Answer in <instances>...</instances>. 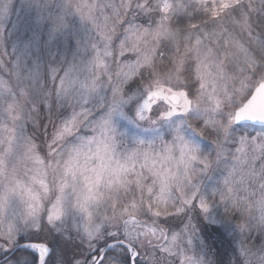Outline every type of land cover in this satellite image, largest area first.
Wrapping results in <instances>:
<instances>
[{
  "label": "rangeland",
  "instance_id": "374dc122",
  "mask_svg": "<svg viewBox=\"0 0 264 264\" xmlns=\"http://www.w3.org/2000/svg\"><path fill=\"white\" fill-rule=\"evenodd\" d=\"M255 1L222 6L240 9L225 17L238 41L223 15L182 33L154 16L139 26L131 11L147 13V0H0V258L32 243L6 264H38L50 247L34 238L51 230L53 264H93L118 241L129 246L101 264H217L203 222L235 239L231 260L264 264V127L233 123L264 80ZM165 38L168 68L148 91L128 90Z\"/></svg>",
  "mask_w": 264,
  "mask_h": 264
},
{
  "label": "trees",
  "instance_id": "16d2710c",
  "mask_svg": "<svg viewBox=\"0 0 264 264\" xmlns=\"http://www.w3.org/2000/svg\"><path fill=\"white\" fill-rule=\"evenodd\" d=\"M160 1L161 3L159 2L157 9L155 11L150 12L152 9H154V0H147V6L149 7L147 13L149 14L144 13L143 11L140 10V6L138 5L140 4V1L138 2V4L133 8L134 11L131 12H134V17L135 19L137 18L136 23L139 26H143L147 22H150L154 16V18L156 17L162 18L168 24L171 30L182 33L188 30L190 31L192 29L198 28L200 26H204V25L207 26L210 22L219 20L222 15L223 18H225L227 15L232 14L231 16L235 18V16H238V14L234 15V12L237 11L238 13L240 10L239 8L238 10L237 7H235L237 5L234 6L230 5L227 8L222 7L224 3L226 4L227 2L228 3L233 2V4H235L238 0H160ZM164 1L166 2L165 6H164ZM251 9H252V13L248 15L249 16L248 22L250 25L249 26L250 32L252 33L251 35L254 41L252 50L256 54L257 58H259V56L262 54L261 48L264 49V13H260V10L264 12V0H256L255 2H252ZM221 22H224L227 25V27H229L230 29L232 26L234 28L233 33H235V35L239 38L238 41H243V36H245V32L242 29L238 30V28L234 27L233 20L226 19V20H222ZM245 45H249V44L245 43ZM249 49H251L250 46ZM171 53H172L171 40L165 38V40H162L159 43L158 49L155 50L153 54L152 62L150 61V63L147 64L146 66H140L137 68L136 73L133 76L134 78L128 84V86L130 85L128 90H132L133 88H135L136 91H140V93H143L144 91L145 92L148 91L150 89L149 86H152V84H154L152 77L153 73L156 70L161 71V69L163 68H168L169 62L171 63V58H170ZM258 62L260 61H256L254 66L251 65L250 67L247 64V69H246L247 73L249 72L253 74L258 73L261 67V65L258 64ZM137 63L139 62L137 61ZM190 65H191V61H187L185 62L184 67L190 69L189 68ZM255 82H251L250 84H254ZM181 85H183L182 88L184 89L185 86L183 82L181 83ZM191 86L193 89V82L191 83ZM118 123L122 124V122H118ZM176 123L177 125L180 123L179 126H181V128L188 127L187 122L183 121L180 118L178 119V121H176ZM122 126L123 129H120V132L123 131L126 132L127 131L126 126L125 125ZM240 129H243V127L242 128L240 127ZM254 129L257 132H259L260 130L262 133H264V128L262 129L254 128ZM243 132L244 131H241L240 133ZM186 136L188 137L189 135ZM165 137L166 138H163L161 140V143L164 142V139L171 140L172 138L169 134L165 135ZM131 139H134V137H132ZM197 226H199L198 230L201 232L202 234L201 236L204 238V241L210 242L211 243L210 246L215 247L214 250H218V254L216 257L217 264H241V261L236 260L238 259L236 253L238 254L239 251L235 244V239L232 236L231 239L228 238L227 236L224 235L223 230L219 228L217 232H219L221 236L217 235L214 232L213 234H216V236H218V239L217 240H215L214 238L211 239L213 235L212 234L213 231L210 228V224L203 222L201 224L197 223ZM55 235L58 234L54 233L53 236L52 230L49 232V234H47V236H50L52 238L54 237V241H56L57 238H55ZM47 236L46 237L44 236L45 238H43L42 236H40L39 238L36 237L34 238V241L44 242L49 245L51 252L47 256L44 264H53L55 260V251H56L55 242L54 243H51V241L49 242ZM230 250L233 252L234 257H236L235 260L234 259L231 260V258L229 257L228 253ZM108 251L105 252L99 264H101L103 259L107 257ZM22 252L24 251L18 249L17 251H15L14 254L11 255L9 259H12L13 257L15 258L16 255H19ZM226 256H227V260H225L224 258ZM27 257L29 260L27 264H35L34 256H30L27 254ZM6 261L0 264H6ZM56 264H72V263L71 262L69 263L68 261H61V262H57ZM136 264H148V263H146L145 261H139V262L137 261Z\"/></svg>",
  "mask_w": 264,
  "mask_h": 264
},
{
  "label": "water",
  "instance_id": "95a60500",
  "mask_svg": "<svg viewBox=\"0 0 264 264\" xmlns=\"http://www.w3.org/2000/svg\"><path fill=\"white\" fill-rule=\"evenodd\" d=\"M168 100L173 103L177 104L179 102V97L176 94H169L167 96ZM233 123L235 125H249L254 127H264V80L258 83L253 90L251 91L248 98L243 102V104L237 108L234 111L233 114ZM27 244L32 243H23L17 245L15 248H13L9 254L0 260L2 262L3 260H6L9 258L12 254L15 253L18 249L26 246ZM115 244H122L124 246H129L128 244L124 242H110L108 243L105 248L102 250L99 260L102 259L105 252L108 251L113 245ZM47 252H49V249H47ZM46 258V255L43 256L42 260L39 261L38 264H42V261ZM131 264L132 258H131Z\"/></svg>",
  "mask_w": 264,
  "mask_h": 264
},
{
  "label": "bare ground",
  "instance_id": "6f19581e",
  "mask_svg": "<svg viewBox=\"0 0 264 264\" xmlns=\"http://www.w3.org/2000/svg\"><path fill=\"white\" fill-rule=\"evenodd\" d=\"M243 126H247V125H243ZM248 126H249V125H248ZM253 127H254V126H253ZM15 247H16V246H15ZM15 247H13V248H15ZM13 248H12V249H13ZM12 249H11V250H12ZM20 249H21V248H20ZM11 250H10V251H11ZM10 251H9V252H10ZM9 252H8L6 255L2 256V257L0 258V260H2L3 258H5V257L9 254ZM49 252H50V250H49ZM49 252H48V254H49ZM48 254H47V255H48ZM10 257H11V256H10ZM10 257H9V258H10ZM46 257H47V256H46ZM134 257H135V256L131 257V258H132V263H133V264H134V262H133V261H134ZM9 258H7V259H9ZM42 258H43V257H42ZM42 258H41L39 261H41ZM131 258H130V264H131ZM7 259H6V260H7ZM45 259H46V258H45ZM45 259H44V260H45ZM6 260H3L2 262L6 261ZM44 260H43V261H44ZM101 260H102V259L99 260V258H98V260H97L96 262H94L93 264H99ZM43 261H42V262H43ZM2 262H0V263H2ZM38 263H39V262H38Z\"/></svg>",
  "mask_w": 264,
  "mask_h": 264
}]
</instances>
